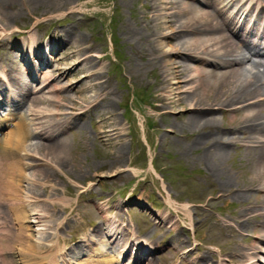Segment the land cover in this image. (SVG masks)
<instances>
[{"label":"bare ground","instance_id":"bare-ground-1","mask_svg":"<svg viewBox=\"0 0 264 264\" xmlns=\"http://www.w3.org/2000/svg\"><path fill=\"white\" fill-rule=\"evenodd\" d=\"M50 1L20 0L30 9ZM76 1L56 0L54 3L60 2L59 5L65 6L63 11L72 12ZM133 1H141L142 9L135 10L131 17L133 22L121 23L120 30L132 55L144 60L147 68L160 71L151 107L165 118L164 131L167 128L173 138L184 137L188 141L185 150L193 152L195 161L204 166L212 184L218 183L222 196L237 198L245 204L236 215L212 221L215 219L214 223L223 230L234 225L246 228V223H250L253 234H246L252 238L250 244L237 248L236 252L228 249L230 259H214L213 253L205 251L204 254V247L187 245L178 235L172 244L174 253L183 254L188 264H264V0H121L124 6ZM17 2L0 0V47L8 46L0 60V104L12 102L19 110L16 117H20L15 128L0 140L1 158L15 159L0 176V221L8 226L7 238L0 239V264H117L130 254L134 264H154L150 259L154 253L150 243L155 241L150 242V238L135 231L134 224L123 225L121 213L118 218L111 217V207L106 203H96L103 223L91 231L82 229L81 237L72 246L61 245L62 242L67 245L59 229L68 224L63 214L69 210L70 203L50 196L57 191V185L47 183L53 176L50 171L35 170L34 166L41 164L37 160L52 164L55 169L61 168L70 141L59 138L60 132L71 130L73 137L76 131H81L84 135L83 119L91 117L92 123L97 119L93 114L96 110L100 123L96 125V136H82L83 142L96 141L106 152L117 148L111 152L109 170L119 169L124 154L120 146L124 128L115 113L113 89L101 80L100 74L91 73L94 69L88 67L82 80L89 77L97 81L80 91L94 89L91 96L77 100L66 92L52 95L61 90V85L49 89V96L41 94L42 89L58 78L44 72L49 60L41 51L42 45L38 42L35 45L34 36L29 39L30 46L15 41V30H10L8 22L15 18ZM90 5L91 2L82 7ZM65 33L62 40L51 39L52 43H47L49 54H55L65 42H75L72 56L77 53L78 57H84L85 50L79 47L86 42L85 38L74 35V41L67 36L69 29ZM20 52L22 59L25 55L27 60L35 57L37 69L31 65H24L23 69L17 66L15 58ZM50 58L52 63L58 62ZM80 62L92 64L91 57H84ZM53 69L55 74L61 67L55 65ZM37 72L41 75V84L32 86L26 79L35 78ZM71 87L73 89L72 84ZM166 106L173 110L167 111ZM174 111H178L179 120L167 121ZM217 112H221V119ZM229 112L234 115L226 116ZM10 115L4 120L14 114ZM78 121L81 122L78 124ZM4 125L0 122V127ZM144 138L148 142L146 135ZM231 146L242 153L240 160L244 163L236 167L241 168L245 177L232 172L227 165L232 156ZM81 167L77 170L79 173ZM29 168L33 170L28 177L24 169ZM122 172L118 174L122 176ZM23 182L30 186L23 187ZM89 183L87 192L94 188L93 181ZM102 197L97 199L100 202L113 200L109 196ZM46 203L51 205L46 206ZM122 205L121 202L118 207ZM183 209L191 220L187 207ZM156 218V224L169 223L178 231L182 229L178 221L172 222L171 215L160 213ZM39 224L44 227L34 240L27 232H36L34 227ZM12 225L13 229H9ZM106 241L115 255L106 253L101 246Z\"/></svg>","mask_w":264,"mask_h":264},{"label":"rangeland","instance_id":"rangeland-1","mask_svg":"<svg viewBox=\"0 0 264 264\" xmlns=\"http://www.w3.org/2000/svg\"><path fill=\"white\" fill-rule=\"evenodd\" d=\"M55 1L51 0L49 3L30 9L25 8L18 0L15 6V18L8 22L10 30H15V41L30 46L29 39L34 36L35 45L38 42L39 46L42 45L41 51L48 54L49 45L47 43H52V40L55 42L62 40V37L66 35V29H69L70 33L67 36L72 37V40L75 41L74 35H82L85 38L86 42L79 48H84V57H91L92 64L90 66L80 62L84 57H78L77 53L75 57L72 56L71 52L76 48L74 47L76 43L65 42L55 54L47 55V58L52 59L50 57H53L58 62L52 63L51 60L44 72H49L58 80L50 82L46 88L42 89L41 94L49 96L51 95L48 92L49 89H53L54 85H61L60 87L63 86L61 90L52 95L57 96L66 92L76 97L77 100H81L84 96H91L94 94V89L84 93L80 91L86 86L92 87V82L97 81V78L92 80L89 77L82 80L83 72H87L88 67L94 69L91 73L95 72L96 76L100 74L101 80L113 89L115 113L118 115V121H122L124 128V136L120 144L124 154L119 169L114 167L110 169L111 171L109 170V165L112 163L110 160L113 158L111 152H115L117 148L106 152L104 147L96 141L90 140L88 144L83 142L82 136L91 134L94 135L93 138L96 136V125L100 124L99 113L96 110L93 114L97 116V119L94 118L92 123L90 122L91 117L86 116L83 119L84 135L81 131H76L72 137L71 130L61 131L62 134L58 135L59 138L65 137L70 141V148L66 152L67 155L62 161L61 168L55 169L52 164L37 160V163L41 164H36L35 170L50 171L49 173L53 176L47 183L57 185V191L50 196L56 200L65 199L70 203L69 210L63 214L68 224L64 223V228L59 229L61 236L67 244H73L81 237L82 229L91 231L98 224L103 223L101 209L96 203H106L111 207L110 216L118 218V214L121 213L124 224H134L135 231L150 238V242L155 241L150 243L155 250L152 258L150 257L154 264H188L183 254L174 253L172 244H174L176 235L187 245L197 244L204 247L203 253L205 254V251L213 253L214 259L218 260L220 257L230 259L227 255L228 249L236 252L237 248L252 242L250 223H246L248 226L246 228L234 225L223 230L214 221L219 217L236 215L245 204L237 198L222 196L218 183L215 181V184H212L211 178H207L204 166L195 161L193 152L185 150L188 141L184 137L173 138L167 128L164 131L162 126L166 122L165 118L160 117L158 111L151 107L160 71L158 68H147L144 60L132 55V49L129 48V43L125 41L120 30L121 23L133 22L131 17L135 14V10L142 9V2L133 1L124 6L121 0H77L73 4V11L69 12L63 11L65 6L59 5L60 2L54 3ZM89 2H91L89 7H82L83 4ZM6 47H0V60L4 58ZM22 55L23 53L20 52V56L15 58L17 66L21 69L29 61L37 66L36 58L32 57L27 60L28 56L25 55L22 59ZM92 55L98 57L94 58ZM55 65H59L61 69L54 74L52 69ZM40 76L37 75L38 82L30 84L37 85L41 81ZM66 88L70 89L64 91L63 89ZM166 107L167 111L173 110L169 106ZM216 114L221 119V112ZM228 115L232 116L234 113L229 112L226 116ZM174 120H179L178 111L171 113L167 121L173 122ZM80 122L78 121V124ZM12 128L14 125L1 131V140ZM145 135L148 142L144 138ZM230 150L232 156L227 165L232 172L240 173L243 177L241 168L236 167L244 163L240 160L242 153H237L234 146H231ZM13 161L15 159L9 161L0 157V176ZM81 165L79 173L77 170ZM32 170L31 168L24 169V173L29 177ZM120 171H123L122 176L118 174ZM90 181H93L94 188L87 192ZM24 185L25 187L30 186L27 182H23V187ZM38 188L44 191L41 187ZM102 196H109L113 200L100 202L97 198ZM168 196H171L170 201ZM121 202L123 205L118 207ZM50 205L46 203V206ZM184 206L189 210L191 220L185 215ZM154 212L171 215L172 222L178 221L182 229L178 231L176 226L170 227L169 223H165V226L156 224L154 221L157 218ZM213 218H215L214 221H212ZM2 227L4 226L0 223V238L7 233L8 229V226ZM43 227V224L35 225L36 232L30 230L27 233H31L33 239L36 240V236L40 235L38 231H41ZM9 229H13V225ZM247 233L250 235L246 236ZM61 245L64 246V242ZM101 246L106 253L116 254L111 253L108 241ZM131 261L130 254L121 258L119 262L129 264ZM138 264H144V262Z\"/></svg>","mask_w":264,"mask_h":264}]
</instances>
